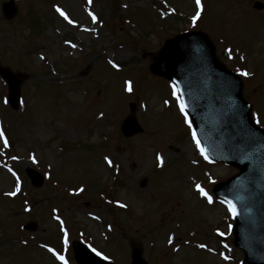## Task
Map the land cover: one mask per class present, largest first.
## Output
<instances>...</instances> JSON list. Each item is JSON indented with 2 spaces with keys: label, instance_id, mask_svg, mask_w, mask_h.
Instances as JSON below:
<instances>
[{
  "label": "rangeland",
  "instance_id": "1",
  "mask_svg": "<svg viewBox=\"0 0 264 264\" xmlns=\"http://www.w3.org/2000/svg\"><path fill=\"white\" fill-rule=\"evenodd\" d=\"M4 1L0 68L20 86L11 108L0 75V131L9 145L0 140V264H61L45 245L75 264L72 240L114 264H130L134 250L148 264H240L233 216L211 193L237 169L201 155L173 85L149 65L167 38L206 32L217 57L243 80L242 95L264 129V7H252L264 0H201L195 24V0H14L10 17ZM129 102L144 130L126 138L119 127ZM28 168L44 175L41 185L31 183ZM17 179L20 191L8 195ZM31 220L38 228L24 230Z\"/></svg>",
  "mask_w": 264,
  "mask_h": 264
},
{
  "label": "water",
  "instance_id": "2",
  "mask_svg": "<svg viewBox=\"0 0 264 264\" xmlns=\"http://www.w3.org/2000/svg\"><path fill=\"white\" fill-rule=\"evenodd\" d=\"M255 7L261 8L262 4L256 3ZM3 8L8 16L15 12L12 2L5 3ZM150 69L175 83L207 151L239 167L237 178H240V181L237 185L235 183L234 187L236 200L244 218L251 220L253 211L261 207L260 211L264 213V132L249 118L241 98V81L216 59L207 36L201 32H189L166 40L160 56L155 58ZM0 72L8 80L10 103L14 107L20 80L7 69H1ZM238 107L240 112L236 115ZM121 131L125 136H130L141 132L142 128L131 115L122 122ZM259 134L262 143L256 146L254 137ZM258 167L261 168V173L256 178ZM29 172L33 183L40 184L41 177L32 171ZM223 184L227 186L228 181ZM249 186L254 190L260 188L261 198H256L255 191L248 188ZM243 193H246L245 197L242 196ZM255 215L260 214L255 211ZM257 223L258 229L264 226V222ZM242 227L239 223L234 229L236 243L245 251V261L248 264H264V231L254 233L253 229H249V232H246ZM26 228L34 230L36 224L29 223ZM74 250L75 258L81 264H107L87 252L81 245H75ZM251 254L257 255V258L253 259ZM132 264L146 262L135 251Z\"/></svg>",
  "mask_w": 264,
  "mask_h": 264
},
{
  "label": "snow or ice",
  "instance_id": "3",
  "mask_svg": "<svg viewBox=\"0 0 264 264\" xmlns=\"http://www.w3.org/2000/svg\"><path fill=\"white\" fill-rule=\"evenodd\" d=\"M88 3H92V0H88ZM195 5H196V9H197L196 10V14L194 16H192V18H191L194 24L201 17V13L203 11V4H202L201 0H195ZM55 10L69 24L74 23L69 18V16L67 15V13L63 9H61L59 6H56ZM89 15L92 17L93 22H95L96 19H97V17L94 14H92L91 12L89 13ZM73 47H75V45H73ZM41 58L43 59V57H41ZM242 59H243V57H242ZM109 63H111L114 68H117L118 67V65L115 64V63H113L112 61H109ZM241 75H243V76H249L250 73L247 72V71H243V72H241ZM125 84H126V91L131 92L133 90L132 82L131 81H126ZM173 88H174L173 95L177 97V101H178V104H179L180 112L185 115V122L186 123H189V127H191V123L187 120V113L185 111L187 105L184 103V101L182 100V98L177 95V93H178L179 90L175 87V85L173 86ZM165 103H168V102L165 101ZM192 139L195 142L196 147L199 149L201 155L204 156L205 159H208L207 155L205 154L204 148H202L201 145H200V141L197 138V135H196V132L195 131L192 132ZM0 140H3V144H4V147L5 148L9 146L8 145V140L5 138V134H4L3 131H0ZM13 159H16V157H13ZM156 159H157V161H159V163L161 165L164 163L163 158L160 155H157ZM33 160L35 161V157H33ZM105 160L108 162L109 165L112 164V161L109 160L108 157H105ZM9 171L11 172L12 170L9 169ZM13 175H15V173H13ZM195 188H196V191L199 193V195L202 196V197H204L209 204H212L213 203V197L200 184H196L195 185ZM19 191H20V183H19V179H17V182H16V190L13 191V192L8 193V195L15 196L16 193L19 192ZM80 191H83V189H80ZM221 203H226L227 206H228V210L233 215L236 214L235 206L232 204L231 201H221ZM120 207H126V205L120 204ZM25 211H28V209L26 208ZM55 219L58 220V221H60V217L59 216H56ZM60 224H61V230H62V232H64V243L67 244L68 243V240H67V232L64 230L63 221H60ZM221 235H223V234L221 233ZM169 243H172V238L171 237L169 238ZM44 247H46L47 250H48V252L52 253L56 257V259L60 260L61 261V264H68V261L65 259V257L63 255L58 254L53 248L48 247L47 245H45ZM199 247L200 248H205L206 245L200 244ZM92 251L95 252L96 249H92ZM96 254L97 255H100L99 252H97ZM225 259H228V257H225Z\"/></svg>",
  "mask_w": 264,
  "mask_h": 264
},
{
  "label": "bare ground",
  "instance_id": "4",
  "mask_svg": "<svg viewBox=\"0 0 264 264\" xmlns=\"http://www.w3.org/2000/svg\"><path fill=\"white\" fill-rule=\"evenodd\" d=\"M135 204H137V205H138V203H137V202H135Z\"/></svg>",
  "mask_w": 264,
  "mask_h": 264
}]
</instances>
